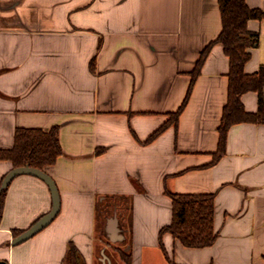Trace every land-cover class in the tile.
<instances>
[{
  "label": "crops",
  "instance_id": "1",
  "mask_svg": "<svg viewBox=\"0 0 264 264\" xmlns=\"http://www.w3.org/2000/svg\"><path fill=\"white\" fill-rule=\"evenodd\" d=\"M264 11V0H246ZM245 73L264 65V19ZM222 31L218 0H0V149L17 129L59 127L62 155L44 171L61 199L56 219L12 241L52 209L41 179L16 177L0 223V262L264 264V123H240L215 163L230 61L211 49L178 123L149 137L182 105L202 51ZM264 98V90H263ZM257 113L259 95L242 96ZM14 169L0 161V188ZM173 194L215 196L216 242L187 248L160 231ZM99 207L105 211L99 223ZM112 251L114 254L110 253ZM172 261V262H171Z\"/></svg>",
  "mask_w": 264,
  "mask_h": 264
},
{
  "label": "trees",
  "instance_id": "2",
  "mask_svg": "<svg viewBox=\"0 0 264 264\" xmlns=\"http://www.w3.org/2000/svg\"><path fill=\"white\" fill-rule=\"evenodd\" d=\"M222 31L219 37L211 42L201 53L194 71L187 95L180 108L171 115L170 119L159 127L150 137L153 141L168 127L176 125L179 117L186 108L201 69L216 44L223 46L230 61L228 73L229 90L228 102L223 110L219 132L218 150L213 163L217 162L225 153L229 130L240 123H264V65L252 75L245 73V65L251 58L249 49L259 44V34L249 31L250 20H263L264 11L251 9L246 0H218ZM259 95V109L257 113L246 111L242 96L248 92ZM62 155L59 139V127L49 132L40 129H17L14 146L11 149H0V161L10 162L14 168L30 166L40 170L56 163ZM7 189L0 188V223L3 218ZM173 204L172 222L160 231V244L166 254L163 237L173 236L187 248H206L212 246L218 233L215 231V196L213 194H173L169 193ZM167 255V254H166ZM122 258L130 264V256L122 253ZM167 258L169 259L168 255ZM172 262V261H171ZM0 264H8L0 262ZM64 264H81L80 256L73 246H70ZM172 264H176L172 262Z\"/></svg>",
  "mask_w": 264,
  "mask_h": 264
},
{
  "label": "water",
  "instance_id": "3",
  "mask_svg": "<svg viewBox=\"0 0 264 264\" xmlns=\"http://www.w3.org/2000/svg\"><path fill=\"white\" fill-rule=\"evenodd\" d=\"M21 175H30L37 177L48 185L52 195V209L50 210L49 213H47L46 215L41 217L38 221H36L27 231L16 237L12 241V245L14 246L24 243L25 241L29 240L30 238L34 237L36 234L41 232L47 226H49L59 215L61 209V199L54 180L45 171L34 167L24 166V167H17L12 169L4 177L1 184V190L7 189L11 184V182L16 177Z\"/></svg>",
  "mask_w": 264,
  "mask_h": 264
},
{
  "label": "rangeland",
  "instance_id": "4",
  "mask_svg": "<svg viewBox=\"0 0 264 264\" xmlns=\"http://www.w3.org/2000/svg\"><path fill=\"white\" fill-rule=\"evenodd\" d=\"M98 213H99V223H100V225H101L102 222H103L104 216H105V211H104L102 208L99 207V211H98ZM110 253H111L112 255L114 254L112 251H110ZM114 255H115V254H114Z\"/></svg>",
  "mask_w": 264,
  "mask_h": 264
}]
</instances>
